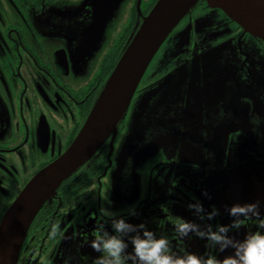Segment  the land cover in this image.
<instances>
[{"label":"flooded vegetation","instance_id":"flooded-vegetation-1","mask_svg":"<svg viewBox=\"0 0 264 264\" xmlns=\"http://www.w3.org/2000/svg\"><path fill=\"white\" fill-rule=\"evenodd\" d=\"M156 2L0 0V223L29 181L70 147ZM188 28L187 44L176 54L177 34ZM210 50L212 67L200 62L203 83L194 87L197 96H188L189 75L198 71L191 61ZM177 72L180 77H172L166 86L176 99L168 101L165 117L178 139L148 156L146 142L138 139L128 152L135 104L146 91L158 88L164 76ZM158 103L155 96L151 105L156 121L162 109ZM248 162L260 170L264 183V41L200 0L151 62L116 135L40 208L18 264H92L99 255L90 247L92 230L100 223L107 227L111 219L101 208L116 217L135 209L136 215L128 217L131 222L166 234L176 251L228 255L231 248L218 252L195 235L179 238L167 218L182 216L202 227L230 223L232 217L214 195L230 178L224 175L222 182L215 175ZM205 190L210 198L203 195ZM197 200L205 212L214 205L218 215L200 219L187 207ZM255 201L264 215L262 197L245 199ZM54 225L59 226L56 235ZM254 230L251 220L230 235L243 239L246 231Z\"/></svg>","mask_w":264,"mask_h":264},{"label":"water","instance_id":"water-1","mask_svg":"<svg viewBox=\"0 0 264 264\" xmlns=\"http://www.w3.org/2000/svg\"><path fill=\"white\" fill-rule=\"evenodd\" d=\"M199 1L157 0L150 13L144 17L140 27L131 36L128 45L123 50L91 113L70 147L29 181L4 215L0 223V264H18L27 231L43 204L56 194L58 187L66 179L98 151L112 133L116 135L118 126L125 119L136 90L151 62L182 19L192 11ZM206 1L209 6L222 10L245 32L264 41V0ZM188 35L189 28L178 32L179 41L176 54L183 52ZM206 55L212 58L211 50L205 52L204 55L197 54L191 61V67L199 71L200 65L204 67L200 64L201 58ZM198 71L189 75L188 86L190 89L186 91L188 96L191 94L192 97L197 96L199 89L194 87L203 83L200 79L202 74ZM172 77H180V73L164 76L159 82L158 88L146 91L139 99V104H135L131 113L133 128L127 145L128 152L134 146V141L138 139L146 142L147 156L160 149H166L170 139H178L176 130L175 132L168 130L169 118L165 117L168 101L173 102L176 99V94L170 96L168 87L166 88ZM154 91L158 92L152 94ZM155 96L159 99L158 107L162 108L160 112L157 110V121L153 118L155 107L151 105ZM240 107L241 104L238 100V119L241 118ZM145 129L149 133L146 134ZM251 172L253 175H248ZM218 173L220 175L215 176L222 182L225 180L224 175L230 178L228 185L220 187L221 189L214 193L220 200L218 203L220 206L227 209L234 203H245V199L247 200L250 196L253 199L260 197L262 200L264 199L263 178L260 175V170L253 163L237 164L233 168H226ZM215 176L213 175V177ZM251 180L252 184H250ZM258 188H262V190L255 193Z\"/></svg>","mask_w":264,"mask_h":264},{"label":"clouds","instance_id":"clouds-1","mask_svg":"<svg viewBox=\"0 0 264 264\" xmlns=\"http://www.w3.org/2000/svg\"><path fill=\"white\" fill-rule=\"evenodd\" d=\"M203 195L209 196L206 190ZM187 207L200 219L207 217L211 220L218 215L214 205L210 212H205L199 200L190 202ZM100 212L111 219L107 227L105 223H100L92 230L90 247L99 253L92 264H264V215L260 212L258 201L229 205L227 212L232 220L228 224L202 227L182 216H168L167 221L179 238L192 234L203 239L206 247L215 248L218 252L231 248L232 252L223 257L198 254L187 249L183 252L174 250L166 234H158L145 223L131 222L128 217L136 215L135 209H129L127 216L119 217L105 208H101ZM251 220H255V230L246 231L243 239L230 235ZM58 227L53 226L52 235H56ZM129 245L131 251L128 250Z\"/></svg>","mask_w":264,"mask_h":264},{"label":"rangeland","instance_id":"rangeland-1","mask_svg":"<svg viewBox=\"0 0 264 264\" xmlns=\"http://www.w3.org/2000/svg\"><path fill=\"white\" fill-rule=\"evenodd\" d=\"M197 5H198V3H197ZM196 6L192 10H194L196 8ZM200 62L204 63L205 65H208L209 67H212V63L211 62H213V57L211 58L208 55H206V56L201 58ZM241 145H244V149H246V147L249 145L248 139L246 138V140L242 141Z\"/></svg>","mask_w":264,"mask_h":264}]
</instances>
